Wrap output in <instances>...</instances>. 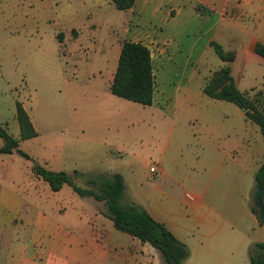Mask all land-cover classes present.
<instances>
[{
    "label": "rangeland",
    "instance_id": "obj_1",
    "mask_svg": "<svg viewBox=\"0 0 264 264\" xmlns=\"http://www.w3.org/2000/svg\"><path fill=\"white\" fill-rule=\"evenodd\" d=\"M226 2L230 8L240 4ZM261 4L253 0L247 5L241 26L250 36L264 38ZM127 15L111 0H0V125L11 135L17 133L15 104L21 102L40 133L36 140L23 142L35 161L74 174L81 188H90L87 176L119 173L125 185L122 204L147 208L158 220L171 219L173 213L189 214L193 202L202 205L194 215L218 212L226 217L248 201L255 206L254 164L235 171L213 168L207 133L211 127L206 128L202 119L213 122L226 111L198 90L195 78L182 86L177 68L182 58L156 67L157 105H142L110 92L112 63L106 54L115 44L112 37L121 40ZM72 28L78 31L76 37ZM220 44L227 48L225 42ZM208 64L214 70L223 63L214 52L206 54L197 67L202 75L210 70ZM250 71L251 83L258 79L264 83L262 66L251 63ZM260 84L254 85L258 98L264 92ZM250 124L251 137L239 153L245 161L262 147L257 126ZM28 163L20 158L10 166L24 189L31 182ZM157 164L163 171L150 172ZM68 192L77 195L71 186ZM187 193L195 197L193 202ZM221 223L220 217L196 218L193 228L216 232ZM246 226L250 237L262 238L256 235L260 228Z\"/></svg>",
    "mask_w": 264,
    "mask_h": 264
},
{
    "label": "crops",
    "instance_id": "obj_2",
    "mask_svg": "<svg viewBox=\"0 0 264 264\" xmlns=\"http://www.w3.org/2000/svg\"><path fill=\"white\" fill-rule=\"evenodd\" d=\"M246 1L244 5L241 4L243 1L238 0L240 4L230 8L226 0H135L132 8L125 10L128 15L123 24V36L121 40L112 37L115 44L108 50L106 59L112 63L110 86L124 39L141 42L149 48L154 75L160 64L167 66L173 59L182 58V66H177L182 86L189 79L195 78L200 83L198 90L217 101L216 104L226 111L213 122L207 118L202 119L206 128L209 124L211 127L207 133H210L212 139L210 154L213 168L217 171L222 168L235 171L236 167L247 169L254 164V176L264 159V137L259 127L254 123L262 147L247 161L242 160L239 153L251 137V121L246 119L245 111L236 104L203 93L202 86L206 78L216 69H210L212 66L208 64L210 70L204 75L197 69L205 55L214 52L211 41L219 45L225 42L227 48H222L234 52L230 74L236 87L251 93L258 89L254 85L260 84L259 79L255 84L251 83L250 64L263 67V78L264 57L254 51V46L258 41L264 43V38L250 36V32L241 26V21L247 16V5L253 0ZM258 1L264 5V0ZM236 29L239 30L237 34L234 31ZM70 33L73 37L78 35L74 28ZM57 37L61 42L63 32L60 31ZM190 62L191 66H188ZM260 87L263 89L264 83ZM152 104H158L155 89ZM166 106L169 107V103ZM28 115L37 136L25 140H36L40 133ZM12 136L19 139V130ZM25 140H19L18 148L29 154L23 147ZM29 155L35 161L33 155ZM20 158L24 157L16 151L0 153V264H165L158 251L149 243H142L115 229L105 214L106 208L102 202L90 196L70 195V186L66 184L54 192L32 171L28 187L21 188L22 181L17 179L10 168ZM32 160H27L29 170ZM155 169L163 171L159 164L155 165ZM194 199L192 196L189 201L193 202ZM201 206L199 202L189 203V214L176 216L173 213L168 220H158L149 209H145L156 220L164 223L188 248L189 254L184 264H250L249 245L264 241V225L258 222L252 212L251 202L248 201L245 207L242 205L238 213H227L226 217L218 212L200 215ZM198 208L200 212L194 215ZM208 217L211 221L221 218L220 230L214 232L212 228L211 231L205 227L197 230L193 228L194 219L203 220ZM245 223L260 228L256 235L262 238L254 240L250 237L248 229L244 227ZM235 240L237 245L234 244Z\"/></svg>",
    "mask_w": 264,
    "mask_h": 264
},
{
    "label": "trees",
    "instance_id": "obj_3",
    "mask_svg": "<svg viewBox=\"0 0 264 264\" xmlns=\"http://www.w3.org/2000/svg\"><path fill=\"white\" fill-rule=\"evenodd\" d=\"M116 8L128 10L132 8L135 0H111ZM215 54L223 61V65L212 71L206 78L202 91L212 98L226 100L245 109L246 119L255 123L264 137V92L260 97L255 92L239 90L230 74V63L234 59V52L225 51L217 42L211 41ZM254 51L264 57V43L256 42ZM154 73L149 48L141 42L124 39L112 77L109 90L118 97L150 105L154 95ZM264 78V74H263ZM16 119L19 128V139L13 137L0 125V137L3 144L0 153L10 154L18 152L27 160L31 156L18 148L19 140L30 139L37 136L28 113L21 102L16 101ZM32 173L46 182L52 191H58L64 184L70 185L80 196H90L105 205V214L110 218L115 229L137 238L142 243H149L160 254L165 264H184L188 257V248L180 242L166 225L156 220L145 208L129 202L122 204L121 199L125 190L123 178L119 173L112 175L96 174L87 176L90 188H81L74 182L73 175L65 171H53L32 160ZM75 174L85 176L77 171ZM264 187V159L254 174V200L251 207L258 222L262 225L255 199L258 189ZM264 202V192L261 193ZM250 264H264V241L254 242L248 247Z\"/></svg>",
    "mask_w": 264,
    "mask_h": 264
},
{
    "label": "water",
    "instance_id": "obj_4",
    "mask_svg": "<svg viewBox=\"0 0 264 264\" xmlns=\"http://www.w3.org/2000/svg\"><path fill=\"white\" fill-rule=\"evenodd\" d=\"M245 111V109H243ZM264 192V187L258 189L255 193V199L257 203V208L259 212V218L262 222V225H264V202L262 201L261 198V193Z\"/></svg>",
    "mask_w": 264,
    "mask_h": 264
},
{
    "label": "built area",
    "instance_id": "obj_5",
    "mask_svg": "<svg viewBox=\"0 0 264 264\" xmlns=\"http://www.w3.org/2000/svg\"><path fill=\"white\" fill-rule=\"evenodd\" d=\"M155 171H156L155 166L150 167V172H155ZM186 197L188 199H191L192 198V195L187 194Z\"/></svg>",
    "mask_w": 264,
    "mask_h": 264
}]
</instances>
